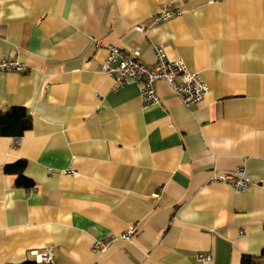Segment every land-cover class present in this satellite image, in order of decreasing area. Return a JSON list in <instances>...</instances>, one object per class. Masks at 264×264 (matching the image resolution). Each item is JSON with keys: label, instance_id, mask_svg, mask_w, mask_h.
Masks as SVG:
<instances>
[{"label": "crops", "instance_id": "1", "mask_svg": "<svg viewBox=\"0 0 264 264\" xmlns=\"http://www.w3.org/2000/svg\"><path fill=\"white\" fill-rule=\"evenodd\" d=\"M165 3L181 16L155 25ZM109 45L140 48L151 67L160 46L210 93L187 109L161 82L164 109L144 108L138 84L115 91L103 72ZM17 52L30 69L0 72V110L23 107L33 125L20 143L0 136V264L46 250L56 264H240L261 253L264 0H0V58ZM19 160L31 189L5 173ZM240 168L252 180L243 193L213 181ZM136 222L133 242L93 251Z\"/></svg>", "mask_w": 264, "mask_h": 264}, {"label": "built area", "instance_id": "2", "mask_svg": "<svg viewBox=\"0 0 264 264\" xmlns=\"http://www.w3.org/2000/svg\"><path fill=\"white\" fill-rule=\"evenodd\" d=\"M222 1L224 0H207L210 4ZM180 16L181 13L174 10L172 4L165 3L155 16L154 24L158 25ZM135 29L147 36L143 26H137ZM98 44L100 46L102 42L100 41ZM153 48L156 64L151 67L144 63L140 48L127 54L117 46H107L109 55L103 66V72L113 81V90L116 91L131 83H136L140 86V97L144 108L160 107L164 109L158 93V84L165 82L187 109L202 103L210 93L207 82L199 74L191 72L183 60L169 61L163 48L156 45ZM29 69V65L21 60L18 52L12 57L0 58V72L23 74L27 73ZM16 143H20L19 138H16ZM65 173L76 175V172L72 170ZM213 181L226 183L239 194L245 192L252 184L251 178L247 176L243 168L233 173L216 172ZM140 227V222H136L131 224L119 238L95 240L93 251L107 252L114 240H121L125 243L133 242L140 232ZM33 256L35 264H56L55 257L50 250L33 252ZM199 259L210 260L211 256L199 254Z\"/></svg>", "mask_w": 264, "mask_h": 264}, {"label": "trees", "instance_id": "3", "mask_svg": "<svg viewBox=\"0 0 264 264\" xmlns=\"http://www.w3.org/2000/svg\"><path fill=\"white\" fill-rule=\"evenodd\" d=\"M33 125L32 116L23 107L14 106L7 110H0V136L21 138L30 131ZM27 162L19 160L5 166V173L16 176V186L31 189L34 181L25 175ZM24 264H35L26 262ZM240 264H264V249L259 255H243Z\"/></svg>", "mask_w": 264, "mask_h": 264}]
</instances>
